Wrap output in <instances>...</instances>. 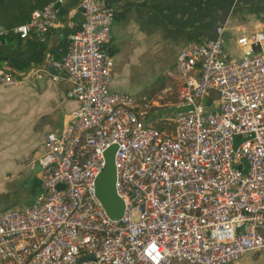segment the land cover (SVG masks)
<instances>
[{
	"label": "built area",
	"instance_id": "built-area-1",
	"mask_svg": "<svg viewBox=\"0 0 264 264\" xmlns=\"http://www.w3.org/2000/svg\"><path fill=\"white\" fill-rule=\"evenodd\" d=\"M69 1L50 3L14 29L0 27L1 40H26L74 29L70 18L83 10L79 29L65 37L63 58L52 62L79 106L61 131L45 135L30 163L39 170V195L0 212V264L262 259L264 29L227 22L214 39L190 45L164 75L172 83L153 99L111 88L114 14L107 3L79 0L62 18L58 10ZM40 72L0 69V82L29 83ZM112 146L115 190L124 203L119 220L96 193Z\"/></svg>",
	"mask_w": 264,
	"mask_h": 264
},
{
	"label": "crops",
	"instance_id": "crops-1",
	"mask_svg": "<svg viewBox=\"0 0 264 264\" xmlns=\"http://www.w3.org/2000/svg\"><path fill=\"white\" fill-rule=\"evenodd\" d=\"M55 1L0 0V27L26 24L32 13ZM107 5L114 14L107 50L115 63L111 84L115 91H128L126 76L143 58L158 56L161 64H168L166 73L181 51L214 39L216 29L227 22L247 32L264 29V0H117ZM74 30L54 29L44 36L32 33L26 40L17 35L4 39L5 46L11 39V50L0 59V69L14 76L46 71V64L62 54L67 33ZM226 35L234 39L233 31ZM53 77H48L43 88L37 84L39 78L12 87L0 82V212L31 204L39 195V170H32L30 163L41 155L45 135L61 131L79 106L66 96L65 75H60L59 83ZM245 261L251 259L237 264Z\"/></svg>",
	"mask_w": 264,
	"mask_h": 264
},
{
	"label": "water",
	"instance_id": "water-1",
	"mask_svg": "<svg viewBox=\"0 0 264 264\" xmlns=\"http://www.w3.org/2000/svg\"><path fill=\"white\" fill-rule=\"evenodd\" d=\"M79 0H70L64 6L60 7L58 10V14L65 18L66 11L74 8ZM106 3L110 1V3L115 4L117 0H103ZM82 9H79L74 16L70 18V21L76 27V30L79 29L81 25L82 18ZM11 39H8V44L5 46L4 41L0 39V59H2L3 54L9 50H11L10 43ZM62 54L58 53L52 59L53 62H58L63 58V55L66 52V40L64 41ZM10 53V52H9ZM47 70L40 72V78L37 82L38 86L43 88L49 76H60L61 73L57 67L51 64H46ZM45 69V67H44ZM116 146H112L106 152V165L104 170L99 175L96 181V193L100 201L102 202L105 210L108 215L115 220H119L124 213V203L118 197L115 190V166H114V157H115Z\"/></svg>",
	"mask_w": 264,
	"mask_h": 264
},
{
	"label": "rangeland",
	"instance_id": "rangeland-1",
	"mask_svg": "<svg viewBox=\"0 0 264 264\" xmlns=\"http://www.w3.org/2000/svg\"><path fill=\"white\" fill-rule=\"evenodd\" d=\"M158 56L143 58L139 63L138 68H134L131 71L130 76H126L127 80H130L128 91L131 94L147 95L153 99H158L162 96V91L165 88V77L163 74L165 66L168 64H161L158 61ZM165 63V62H164ZM168 100L163 99L161 104L164 105ZM159 126V124H156ZM24 205V204H22ZM251 261H245L243 264H251ZM256 264H264V256L262 259H258Z\"/></svg>",
	"mask_w": 264,
	"mask_h": 264
},
{
	"label": "trees",
	"instance_id": "trees-1",
	"mask_svg": "<svg viewBox=\"0 0 264 264\" xmlns=\"http://www.w3.org/2000/svg\"><path fill=\"white\" fill-rule=\"evenodd\" d=\"M164 77H165V76H164ZM165 80H166V82H165V87H166L167 85H169V84L172 83V81H171L170 79L166 78V77H165ZM172 99L175 100V97H172Z\"/></svg>",
	"mask_w": 264,
	"mask_h": 264
}]
</instances>
